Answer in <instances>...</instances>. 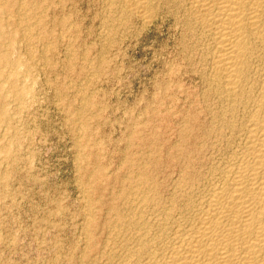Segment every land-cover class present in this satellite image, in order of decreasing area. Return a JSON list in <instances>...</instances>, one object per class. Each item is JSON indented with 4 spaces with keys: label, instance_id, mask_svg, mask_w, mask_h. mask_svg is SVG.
<instances>
[{
    "label": "rangeland",
    "instance_id": "obj_1",
    "mask_svg": "<svg viewBox=\"0 0 264 264\" xmlns=\"http://www.w3.org/2000/svg\"><path fill=\"white\" fill-rule=\"evenodd\" d=\"M33 1L6 0L0 18L14 63L0 65V80L9 79L0 83V264H76L97 177L124 175L148 151L163 161L177 143L176 114L188 101L161 89L178 36L169 20L143 28L120 15L122 24L104 0Z\"/></svg>",
    "mask_w": 264,
    "mask_h": 264
},
{
    "label": "bare ground",
    "instance_id": "obj_2",
    "mask_svg": "<svg viewBox=\"0 0 264 264\" xmlns=\"http://www.w3.org/2000/svg\"><path fill=\"white\" fill-rule=\"evenodd\" d=\"M105 1L111 17L143 28L171 21L177 57L161 93L186 96L188 108L175 115L177 143L165 160L148 151L124 175L97 177L98 199L82 209L76 264H264V0ZM4 49L0 42V65L11 66ZM183 77L196 91L173 83Z\"/></svg>",
    "mask_w": 264,
    "mask_h": 264
}]
</instances>
